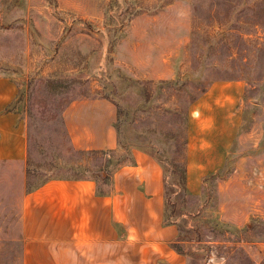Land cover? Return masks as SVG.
<instances>
[{
    "label": "rangeland",
    "instance_id": "374dc122",
    "mask_svg": "<svg viewBox=\"0 0 264 264\" xmlns=\"http://www.w3.org/2000/svg\"><path fill=\"white\" fill-rule=\"evenodd\" d=\"M0 76L20 90L31 186L90 178L106 193L133 150L146 151L164 168L178 227L180 253L159 264H264V0H0ZM235 79L245 84L238 135L226 167L192 194L190 104ZM104 127L115 149L74 144ZM18 177L0 163V264H24Z\"/></svg>",
    "mask_w": 264,
    "mask_h": 264
},
{
    "label": "crops",
    "instance_id": "0c3cea01",
    "mask_svg": "<svg viewBox=\"0 0 264 264\" xmlns=\"http://www.w3.org/2000/svg\"><path fill=\"white\" fill-rule=\"evenodd\" d=\"M157 78L153 73L148 77ZM19 92L12 77L0 76V163L18 170L23 186L19 209L24 264L173 261L178 227L166 222V178L156 157L134 149L132 163L114 172L106 193L90 178H52L31 186L29 126L18 107ZM244 92L241 80L216 81L190 104L186 138L190 193L199 194L204 178L226 167L242 122ZM90 129H84L80 140L73 139L78 149H115L117 134L112 127L99 130V135Z\"/></svg>",
    "mask_w": 264,
    "mask_h": 264
},
{
    "label": "trees",
    "instance_id": "16d2710c",
    "mask_svg": "<svg viewBox=\"0 0 264 264\" xmlns=\"http://www.w3.org/2000/svg\"><path fill=\"white\" fill-rule=\"evenodd\" d=\"M185 176H186V169L183 171V177H184V179H185ZM166 222L167 223H172V221L170 220V218H166ZM176 245L177 244L175 243V244L172 245V247L174 248V250H176L178 253H180L179 252L180 250L176 247Z\"/></svg>",
    "mask_w": 264,
    "mask_h": 264
}]
</instances>
